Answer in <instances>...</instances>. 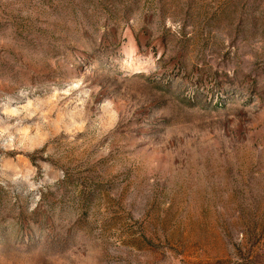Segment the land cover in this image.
<instances>
[{"label": "rangeland", "instance_id": "obj_1", "mask_svg": "<svg viewBox=\"0 0 264 264\" xmlns=\"http://www.w3.org/2000/svg\"><path fill=\"white\" fill-rule=\"evenodd\" d=\"M0 264H264V0H0Z\"/></svg>", "mask_w": 264, "mask_h": 264}, {"label": "bare ground", "instance_id": "obj_2", "mask_svg": "<svg viewBox=\"0 0 264 264\" xmlns=\"http://www.w3.org/2000/svg\"><path fill=\"white\" fill-rule=\"evenodd\" d=\"M145 65V64H144Z\"/></svg>", "mask_w": 264, "mask_h": 264}]
</instances>
